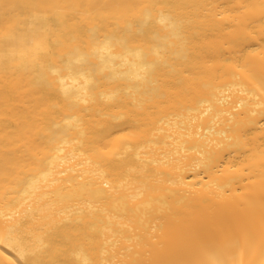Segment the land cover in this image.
<instances>
[{
  "label": "bare ground",
  "instance_id": "bare-ground-1",
  "mask_svg": "<svg viewBox=\"0 0 264 264\" xmlns=\"http://www.w3.org/2000/svg\"><path fill=\"white\" fill-rule=\"evenodd\" d=\"M0 264H264V0H0Z\"/></svg>",
  "mask_w": 264,
  "mask_h": 264
}]
</instances>
